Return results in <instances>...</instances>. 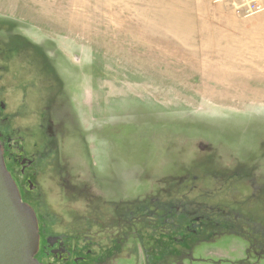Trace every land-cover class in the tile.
<instances>
[{"label": "rangeland", "instance_id": "374dc122", "mask_svg": "<svg viewBox=\"0 0 264 264\" xmlns=\"http://www.w3.org/2000/svg\"><path fill=\"white\" fill-rule=\"evenodd\" d=\"M232 1L0 0L1 132L46 115L42 132L83 146L84 159L74 148L41 168L50 232L71 242L110 212L155 211L154 233L144 218L135 227L157 264H252L264 248V9Z\"/></svg>", "mask_w": 264, "mask_h": 264}, {"label": "flooded vegetation", "instance_id": "af4514ba", "mask_svg": "<svg viewBox=\"0 0 264 264\" xmlns=\"http://www.w3.org/2000/svg\"><path fill=\"white\" fill-rule=\"evenodd\" d=\"M52 91L56 92L55 89ZM51 92L50 95L53 96L54 93ZM3 108V103L0 100V113ZM3 119L5 123L7 120ZM45 122L48 125L53 124L52 118L44 115L37 126L29 128L28 133L17 132V134L18 129L14 130L8 126L1 132L0 127V142L5 166L19 190L21 200L32 207L37 218L39 232L37 260L42 264H118L127 259L129 263L134 264H157L154 244L144 245L147 241L144 242L146 239L141 237L139 228L135 227V225L141 224L142 218H144L149 222V228L152 229L150 230L151 234L154 233L155 227L151 224H155V218L152 217L155 211L151 213L149 210V213L146 214L147 217L146 215L144 217L128 215L125 218L115 214V212H110V216L107 213L109 223L104 225V228L93 230L89 227L83 236L76 235L79 240L74 239L71 242L64 233L50 232L47 229L46 220L49 215L41 210L46 203L45 191L42 190L41 185L43 179L48 181L50 172L48 171L47 175H43L41 168L46 169L51 164L53 156L55 159L66 160L74 148L76 151L77 149L83 150V146L81 142H75L73 141L74 138H69L63 134L54 135L53 131L48 133L46 130L42 132L41 127ZM38 137H41L43 142L37 150H32L30 143ZM58 150L66 152V155L60 153L57 156L55 153ZM77 153L79 158H83L78 151ZM86 170L87 168L83 167L81 173ZM62 172L63 174L67 173L65 170ZM39 176L41 182L37 181ZM106 203L107 208L112 206L109 205L110 202L105 201ZM45 208L46 206H44V210H46ZM188 227L190 226L188 225ZM79 242L85 246L82 247L84 250L80 249ZM137 248L144 253L142 260L137 257ZM261 248V246L255 247L253 254L246 256L247 263H257L260 258L264 257V248ZM167 253L169 254L166 252L163 257L167 258L169 256ZM181 257L187 260L194 258L191 251L184 253Z\"/></svg>", "mask_w": 264, "mask_h": 264}, {"label": "water", "instance_id": "95a60500", "mask_svg": "<svg viewBox=\"0 0 264 264\" xmlns=\"http://www.w3.org/2000/svg\"><path fill=\"white\" fill-rule=\"evenodd\" d=\"M37 218L32 207L21 200L7 170L0 142V264H42Z\"/></svg>", "mask_w": 264, "mask_h": 264}, {"label": "built area", "instance_id": "2783aa9c", "mask_svg": "<svg viewBox=\"0 0 264 264\" xmlns=\"http://www.w3.org/2000/svg\"><path fill=\"white\" fill-rule=\"evenodd\" d=\"M213 2H222L225 0H211ZM236 5L237 11L244 15L254 14L264 9V0H237L232 1Z\"/></svg>", "mask_w": 264, "mask_h": 264}, {"label": "trees", "instance_id": "16d2710c", "mask_svg": "<svg viewBox=\"0 0 264 264\" xmlns=\"http://www.w3.org/2000/svg\"><path fill=\"white\" fill-rule=\"evenodd\" d=\"M221 230V229H220ZM263 231H264V228H263ZM203 239V238H202Z\"/></svg>", "mask_w": 264, "mask_h": 264}]
</instances>
